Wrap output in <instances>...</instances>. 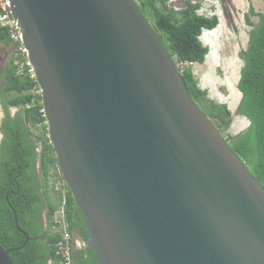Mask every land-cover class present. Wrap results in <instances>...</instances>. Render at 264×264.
Returning a JSON list of instances; mask_svg holds the SVG:
<instances>
[{"label": "water", "instance_id": "obj_1", "mask_svg": "<svg viewBox=\"0 0 264 264\" xmlns=\"http://www.w3.org/2000/svg\"><path fill=\"white\" fill-rule=\"evenodd\" d=\"M8 2L98 264H264V185L136 1Z\"/></svg>", "mask_w": 264, "mask_h": 264}, {"label": "trees", "instance_id": "obj_2", "mask_svg": "<svg viewBox=\"0 0 264 264\" xmlns=\"http://www.w3.org/2000/svg\"><path fill=\"white\" fill-rule=\"evenodd\" d=\"M138 7L149 20L166 46L170 56L182 73L184 84L189 94L201 110L215 125L223 131L231 126L232 112L225 104H219L209 97L207 90L201 89L188 64H203L209 54V48L201 40L205 30H214L219 25V18L200 15V4L187 2V6L176 10L170 6L173 0H135ZM251 17L258 18L254 23ZM246 22L252 27L249 32L248 47L240 57L243 67L240 71L238 90L242 97L237 109L250 125L237 136L225 138L231 149L241 158L249 171L264 185V159L262 153L264 140V12L251 8L246 15ZM21 47V42L11 39L7 27L0 26V48ZM24 57L15 51L13 58L5 68L0 64V95L6 114L0 131L3 140L0 152V244L5 250L16 249L24 245L26 237L15 223V212L19 226L30 237L27 245L9 254L14 264H61L56 255V242L61 235L57 231L55 213L60 203L53 200L49 189V175L52 165L58 166V159L48 135L47 119L41 94L34 92L38 84L29 72H22ZM20 108L15 120L10 117V108ZM39 125L45 131L37 142L31 139L35 133L30 129ZM45 136V137H44ZM41 144L39 155V175L48 201V230L42 222V194L36 170L37 143ZM60 171V170H59ZM60 178L63 180L60 173ZM64 181V180H63ZM65 183V182H64ZM67 190L65 214L70 230L78 235L82 243L90 237L83 215L75 203L71 190ZM39 199V201H38ZM74 264H98L93 247L84 245L74 250Z\"/></svg>", "mask_w": 264, "mask_h": 264}, {"label": "rangeland", "instance_id": "obj_3", "mask_svg": "<svg viewBox=\"0 0 264 264\" xmlns=\"http://www.w3.org/2000/svg\"><path fill=\"white\" fill-rule=\"evenodd\" d=\"M188 1L193 4H200L198 10L200 15L219 18L217 28L205 30L201 36L203 44L209 48L206 61L203 64L188 65L192 68L201 89L207 90L212 100L227 105L233 114L231 126L228 130L223 131V137L237 136L250 125L245 117L237 113L242 97L237 87L240 71L243 67L240 53L248 47L249 32L252 29L246 22V15L251 8L255 9L256 12H264V0H173L169 4L174 9L181 10L187 6ZM251 20L254 23L258 22L256 17H251ZM16 50L13 49V45L0 48L1 68H5L9 64ZM1 114L0 107V117ZM32 131L35 133V137L40 138L47 131V128L39 125L33 127ZM59 175V167L55 164L52 165L49 175V189L54 201H57L58 197L64 200L68 190ZM63 205L62 201L54 219L63 216Z\"/></svg>", "mask_w": 264, "mask_h": 264}, {"label": "built area", "instance_id": "obj_4", "mask_svg": "<svg viewBox=\"0 0 264 264\" xmlns=\"http://www.w3.org/2000/svg\"><path fill=\"white\" fill-rule=\"evenodd\" d=\"M0 26L7 27L10 31L11 39L14 42H21V47L17 51L21 52L24 57V63L22 64V72L27 67V71L33 79H35L34 69L28 58L27 51L22 44V36L17 27L15 20L12 17V12L10 9V4L8 0H0ZM36 80V79H35ZM37 82V81H36ZM38 84V83H37ZM34 92L41 94V89L39 85L34 87ZM44 112V110H43ZM66 197V196H65ZM63 200V216L57 217L55 223L57 226V231L60 233L61 237L56 242L55 252L56 255L61 259V264H74V250L76 248H81L85 244L81 242L80 239H75L74 233L70 230L68 221L65 214V199Z\"/></svg>", "mask_w": 264, "mask_h": 264}, {"label": "flooded vegetation", "instance_id": "obj_5", "mask_svg": "<svg viewBox=\"0 0 264 264\" xmlns=\"http://www.w3.org/2000/svg\"><path fill=\"white\" fill-rule=\"evenodd\" d=\"M13 49L15 50V48L13 47ZM1 59V58H0ZM0 107H1V110H2V114H1V117H0V128L2 127V123H3V121H4V118L6 117V114H5V111H4V108H3V104H2V99H1V95H0ZM14 109V110H13ZM10 117H11V119L12 120H15L16 119V117H17V114H18V112L20 111V109L19 108H16V107H12V108H10ZM31 130H32V128H30ZM3 133L0 131V152H1V146H2V140H3ZM31 139L32 140H34V141H38L37 140V138L33 135V136H31ZM37 148H36V152L38 153V158H37V160H36V170H37V175H38V181H39V184H40V193L43 195L42 196V201L40 202V205H42L43 204V207H42V222H43V226L45 227V230H48V221H47V212H48V210H49V206H48V201H47V199H46V197H45V194H44V186H43V184H42V180H41V177H40V175H39V169H40V160H39V155H40V152H41V148L42 147H40L41 146V144L38 142L37 143ZM38 201H39V199H38ZM73 233H74V231H73ZM74 237H75V239H79V237H78V235H76L75 233H74Z\"/></svg>", "mask_w": 264, "mask_h": 264}, {"label": "bare ground", "instance_id": "obj_6", "mask_svg": "<svg viewBox=\"0 0 264 264\" xmlns=\"http://www.w3.org/2000/svg\"><path fill=\"white\" fill-rule=\"evenodd\" d=\"M84 244H85V242H84ZM77 249V248H76Z\"/></svg>", "mask_w": 264, "mask_h": 264}, {"label": "crops", "instance_id": "obj_7", "mask_svg": "<svg viewBox=\"0 0 264 264\" xmlns=\"http://www.w3.org/2000/svg\"><path fill=\"white\" fill-rule=\"evenodd\" d=\"M1 55V54H0Z\"/></svg>", "mask_w": 264, "mask_h": 264}]
</instances>
